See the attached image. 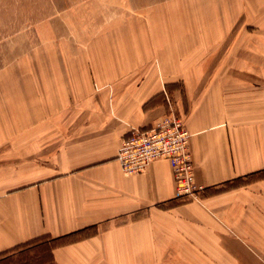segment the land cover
<instances>
[{
    "label": "crops",
    "instance_id": "crops-1",
    "mask_svg": "<svg viewBox=\"0 0 264 264\" xmlns=\"http://www.w3.org/2000/svg\"><path fill=\"white\" fill-rule=\"evenodd\" d=\"M183 1L187 19L194 7ZM258 8L248 16L255 29L233 31L238 14L210 26L204 10L201 28H129L121 58L96 62L85 94L71 79L56 107L22 106L0 91V253L78 231L53 249L55 264H264V177L210 192L264 170ZM172 116L191 134L202 190L168 205L179 196L166 159L127 174L116 156L132 128Z\"/></svg>",
    "mask_w": 264,
    "mask_h": 264
},
{
    "label": "rangeland",
    "instance_id": "rangeland-1",
    "mask_svg": "<svg viewBox=\"0 0 264 264\" xmlns=\"http://www.w3.org/2000/svg\"><path fill=\"white\" fill-rule=\"evenodd\" d=\"M178 1L177 5L176 0H0V91L13 93L8 97L22 106L33 102L34 107H42L49 101L50 107H56L59 90L67 92L64 87L71 79L85 94V80L93 76L94 64L121 58L120 45L122 38L129 36V28L143 25L146 34L152 32L150 26L156 32L166 26L201 28L204 10L210 26L238 14L233 31L239 26L255 29L248 16L264 3L189 0L194 8H189L185 19L180 11L185 1ZM171 9L177 11L178 15H173L177 18L169 19ZM156 35L162 40L163 36ZM112 45L114 49L108 50ZM179 85L183 89V83ZM180 198L179 202L186 203L192 197ZM187 261L175 260V264Z\"/></svg>",
    "mask_w": 264,
    "mask_h": 264
},
{
    "label": "built area",
    "instance_id": "built-area-1",
    "mask_svg": "<svg viewBox=\"0 0 264 264\" xmlns=\"http://www.w3.org/2000/svg\"><path fill=\"white\" fill-rule=\"evenodd\" d=\"M191 134L182 117H165L150 128H132L122 140L117 159L127 174L143 173L157 159H166L181 197L202 190L195 182Z\"/></svg>",
    "mask_w": 264,
    "mask_h": 264
},
{
    "label": "trees",
    "instance_id": "trees-1",
    "mask_svg": "<svg viewBox=\"0 0 264 264\" xmlns=\"http://www.w3.org/2000/svg\"><path fill=\"white\" fill-rule=\"evenodd\" d=\"M262 177H264V170H259L244 177L226 181L220 186L214 187L211 191H209H224L237 185L247 184ZM178 198L181 199L180 196ZM177 203H180L178 199L169 200L167 204L174 205ZM80 236L82 235L78 231L58 237H52L48 234L41 235L7 251L1 252L0 264H55L53 262V249L57 246L73 242Z\"/></svg>",
    "mask_w": 264,
    "mask_h": 264
}]
</instances>
